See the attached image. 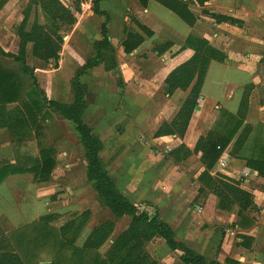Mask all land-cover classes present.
<instances>
[{
	"label": "crops",
	"instance_id": "crops-1",
	"mask_svg": "<svg viewBox=\"0 0 264 264\" xmlns=\"http://www.w3.org/2000/svg\"><path fill=\"white\" fill-rule=\"evenodd\" d=\"M112 1L101 0L99 7L109 16L108 38L116 51L117 66L106 70L103 63L81 78L88 89L84 122L103 142L100 157L108 173L133 205L150 215L153 214L151 209L157 206L160 218L170 225L176 240L208 262L264 264V177L247 166L248 159L264 156V135L259 134L264 131V0H208L204 6L196 0H183L197 18L192 26L154 0H147L145 4L142 0H138L141 4L126 0L115 6ZM16 2L10 0L0 10V48L11 54H16L18 49V43L11 44V40L18 39L13 33L19 19L16 17L13 21L18 9ZM130 7L133 19L154 34L144 36V44L132 52L130 61L126 62L129 54L121 46L126 25L131 23L132 28L141 32L128 16ZM92 10V17L87 22L79 19L90 36L80 35L82 42L79 45L83 46L79 48L65 42L54 69H48L46 62L33 56L32 44L27 48L28 64L32 62L31 67H36L35 77L49 100L63 104L74 101L71 80L94 53L95 42L103 39L101 28L106 18ZM113 13L120 17L114 32ZM211 14L229 17L234 22H218ZM39 22L45 24L44 16ZM190 37L207 40L226 58L221 62H210L185 133L159 136L160 129L176 119L195 83L188 90L178 89L172 94L165 91L168 74L195 54L192 48L185 47ZM146 56L155 57L156 63L141 66L139 63ZM92 85L94 89H101L97 100L91 98ZM246 92L247 105L242 107ZM16 106L10 104L8 109ZM91 110H94L95 122L90 121ZM106 111H112L119 121L104 127ZM225 111L249 125L251 132L238 155L230 153L236 136L209 171L202 162L210 143L206 140L210 134L226 129L224 120L220 122ZM46 114L41 139L36 138L34 131L29 134L33 141L31 145L36 144V155L16 147L14 150L16 154L33 157H39V146L55 150L56 165L51 180L36 182L34 174H21L10 175L0 183V226L23 253L26 264H53L54 255L43 244L51 232L58 231L61 236L60 229L66 224L64 214L72 212L62 205L61 199L53 201L60 190H64V184L71 182V175L72 200H76L74 209L79 211L77 216L84 210L91 212L77 245L83 246L93 230L104 223L97 222L92 216L90 207L99 195L88 183L86 163L83 167V163L74 160L75 156H72V164L64 158L73 155L77 148L84 150L81 144L76 147L70 143V134L80 141L75 125L54 114L52 119L48 117L44 122ZM116 128L122 130L117 132ZM0 134L8 138L13 136L5 126L0 127ZM16 145L25 147L27 143L23 140ZM181 146L187 150L176 154ZM134 148L142 154L140 159L134 155ZM187 151L188 156L184 154ZM10 154L5 145L1 146L0 163H16L15 157L7 158ZM205 171L212 176L222 173L235 179L242 178L241 187L253 195L254 208L244 216H239L237 206L230 211L221 210L217 196L200 181ZM201 188L205 189L203 193H200ZM132 220L128 215L116 220L110 238L99 249L102 255L130 228ZM38 224L42 226L41 230L36 229L40 227ZM145 250L155 264H185L182 254L172 250L161 237L147 242ZM70 259L72 262V255Z\"/></svg>",
	"mask_w": 264,
	"mask_h": 264
},
{
	"label": "trees",
	"instance_id": "trees-1",
	"mask_svg": "<svg viewBox=\"0 0 264 264\" xmlns=\"http://www.w3.org/2000/svg\"><path fill=\"white\" fill-rule=\"evenodd\" d=\"M9 1L1 0L0 10ZM154 1L175 13L190 26L197 21L189 9V4L183 0ZM196 1L199 5L204 6L208 0ZM100 2L101 0H94L93 4L96 14L106 18L101 28L103 39L95 42V55L86 61V64L75 73L71 80V92L74 97L71 104L49 100L35 77L34 69L29 66L27 61V48L32 44V54L35 58L47 64L51 62L57 64L56 61L59 60L64 45L61 26L63 24L70 26L76 22V16L72 10L65 6L61 0L30 2L27 7L29 10H25L22 23L16 27L20 42L19 52L17 54L6 53L0 48V127H7L17 142H22L32 131L38 140L41 139V136L44 135L42 134L44 130L43 116L48 110L56 112L64 120L72 122L75 125V130L79 133L80 142L86 150L88 183L98 193L100 204L109 209L116 220L125 215L133 219L130 228L114 241L105 255H102L99 249L114 231L115 220L113 222L106 221L96 227L83 246L77 245L78 238L90 218V211H85L79 217L66 223L60 229L62 237L58 231L55 234L51 232V235L44 240L43 247L47 246L54 255L53 264H155V261L146 252L145 245L154 238L161 237L166 240L172 250L182 254L181 258L185 264H216L208 262L204 257L178 242L170 225L160 218L158 207H155V213L150 215L140 207L133 205L119 191L114 178L108 173L106 165L100 157V152L104 147L103 142L84 122L88 89L81 80L82 76L88 75L93 68L103 63H105L106 70L117 66L116 51L108 38L109 16L100 10ZM146 2L147 0H142V3ZM33 8H35V16L33 22L30 23ZM38 12L44 16L45 24L39 22ZM211 16L218 22H234L229 17L216 14H211ZM132 22L141 32L132 27L125 28V38L121 46L126 54L140 48L145 42L144 36L152 37L154 34L149 28L142 26L134 19ZM187 46L192 48L195 54L190 60L174 68L168 74L165 80V91L172 94L178 89L188 90L194 81L195 83L176 119L170 125H164L158 132L159 136L163 133H178L179 135L185 133L200 97L210 62L213 60L221 62L226 58L222 52L212 47L205 39L190 37L185 47ZM247 99L246 92L242 107L247 105ZM10 104H17V106L9 110L8 105ZM223 120L226 129L210 134L206 140V143H210L204 151L202 162L209 171L236 136L230 153L233 156L238 155L251 132L249 125H245L243 121L227 111L221 115L220 122ZM39 147H41L39 157L17 153L15 155L16 163H0V183L10 175L21 174H34L36 182L51 180V173L56 165L53 158L55 150ZM186 150L185 146H181L175 153ZM184 154L188 156L189 151ZM247 166L264 177V156L248 159ZM209 171L201 174L200 181L217 196L221 210L230 211L234 206H237L239 216H244L245 212L254 208L253 195L241 187L242 178L235 179L222 173L212 176ZM203 190L205 189L201 188L200 193H203ZM38 226L40 227L36 229L41 230L42 226L40 224ZM23 259V253L0 226V264H26Z\"/></svg>",
	"mask_w": 264,
	"mask_h": 264
},
{
	"label": "rangeland",
	"instance_id": "rangeland-1",
	"mask_svg": "<svg viewBox=\"0 0 264 264\" xmlns=\"http://www.w3.org/2000/svg\"><path fill=\"white\" fill-rule=\"evenodd\" d=\"M16 1H17L16 3L18 4V9H17V14L15 13V16H14L15 20H13V21H16V17H18L19 19L14 24L13 33L15 34V38H18L16 27L19 26L22 23V21L24 19L25 10L26 11L29 10V8H27L28 4L30 2L33 3L36 0H16ZM61 1L63 2V4L65 6H67L69 9H71L72 13L76 16V22L75 23H73L70 26L68 24H63L61 26L62 27L61 34H62V36H64V43L66 42V44L69 43V44H72V46H74L76 48H79V47L83 46V45H81V46L79 45V43L82 42L81 38H80L81 37L80 35L81 34L86 35L87 38L90 36V34L83 28V25H82V23H80L79 19H82L83 22L84 21L87 22V20L92 17V11H93L92 9H94V4H93L94 0H61ZM124 1H126V0H113L112 1V5L115 6L116 4L122 3ZM130 1L133 2V3L141 4L138 0H130ZM34 13H35V8H33L32 16H31V19H30V23H32V21L34 20ZM113 14H114V22H113V25H112V27H113L112 31L114 32L116 27L119 25L120 17L118 15H116L115 13H113ZM38 16H39L40 20L43 21V16L41 14H39V13H38ZM128 16L133 20V9L131 7L128 10ZM126 27L127 28L131 27V23L126 25ZM16 43H18L17 44L18 45V49L16 50V54H17L19 52V47H20L19 38L11 40V44L15 45ZM95 53H96V51L94 49V53H92L91 56L88 57V59L92 58L95 55ZM117 55H118V53H117ZM131 56H132V53H130L128 56H126L127 58H126L125 61L129 62L130 61L129 59H131ZM155 61H156L155 57L146 56L145 60H141L139 64L141 66H144V65L147 66L150 63H156ZM58 62H59V60L56 61V63H57L56 66H58ZM29 64H30L29 65L30 67H31V65H33L32 62H29ZM47 68L48 69H54V63L51 64V66H50V63H49ZM55 68H57V67H55ZM33 69H35V72H36V67H34ZM40 74L42 75V73H40ZM47 77H49V76L47 75ZM39 79L41 80L42 76H40ZM94 88L95 87L92 85L91 98H92V100H97L98 99L97 96H99V94L101 92V89H98V88L94 89ZM105 90H110L111 91L112 89H105ZM116 94H117V96H119V94L117 93V90H116ZM138 109H139V107H138ZM117 110H118V108H117ZM91 111L92 112L89 113L90 121L91 122H95V117H94V114H93L94 110H91ZM106 112H107L106 113L107 117L105 118V122L103 124L104 127L112 126L116 121H119L120 118L117 115L112 114V111H106ZM53 114L58 119H60L61 116L58 113L48 110L47 114L45 115L44 122H45V119L48 118V117H49V119H52L53 118ZM109 114H112V115H109ZM46 130H47V128H46ZM121 130L116 128L117 132H119ZM259 134L263 136L264 135V131L262 130V133H259ZM70 136H71V138H69V140H70L71 145L73 143L76 147H80L79 145L81 143H80L79 139H77V141H76V139L72 137V134H70ZM6 138H8V137L5 136V135L1 136V134H0V147L5 145L6 148H8L9 151L11 152V154H12V155L10 154L7 157L8 159L10 158V156L12 157V159L15 157V154H16V150H14L15 147L19 148V150L22 151V152H28L29 154L36 155L37 147H36V144L31 145L32 142H33L32 139H31V136H29L28 138L24 139V141L27 143V146H25V147H21V146L18 147L16 145V143H17L16 140L17 139L15 137H13V136H10V138H8V140H6ZM11 141H12V146H11ZM14 143H15V145H14ZM252 144H253V142L251 143V145ZM82 147H83V145H82ZM83 149L84 150L82 152V150L80 148H77L73 155H70V157L64 156V158L66 159V161H69V162L71 160L70 164H72V156L73 157L75 156L74 160H76L77 163H81V165L83 163V167L85 166L84 163H86V168H87L88 161L86 159V150H85L84 147H83ZM134 150H135L134 155L138 156L137 159H140L139 157H141L142 154H140V152H138L137 149L134 148ZM218 166H219V163H218ZM71 171H72V169H71ZM69 180H71V182L67 183V184H64V187H63L64 190H60V192L53 198V201L61 199V202H63L62 205L68 207L67 209L72 210L71 213H70V211H68V213L64 214L65 218L63 220L65 221V223H68L69 221H72L73 219H75V218L80 216V215L77 216L79 211L74 209L77 202H76V200H72V187L74 186V185L72 186V175H71V178ZM22 182L23 183H28V182H25V181H22ZM75 186H79V185H75ZM28 190H30V189L28 188ZM97 198H98V196H97ZM98 199L90 207V209H92V213H93L92 216L93 217L95 216L96 217L95 219L97 220V222H100V223L106 222V221L113 222L114 220H115L114 221V223H115L116 222L115 216L110 212L109 209L101 206V204H100ZM29 206H31V202H29ZM155 207H157V206H155ZM61 209H63V208H61ZM154 209L153 208L151 209L153 214L155 213ZM84 211H86V210H84ZM70 219H72V220H70Z\"/></svg>",
	"mask_w": 264,
	"mask_h": 264
},
{
	"label": "built area",
	"instance_id": "built-area-1",
	"mask_svg": "<svg viewBox=\"0 0 264 264\" xmlns=\"http://www.w3.org/2000/svg\"><path fill=\"white\" fill-rule=\"evenodd\" d=\"M222 165H225V162L222 161Z\"/></svg>",
	"mask_w": 264,
	"mask_h": 264
}]
</instances>
